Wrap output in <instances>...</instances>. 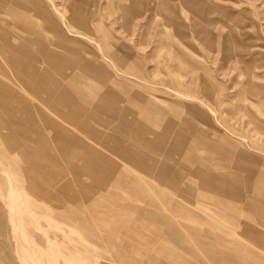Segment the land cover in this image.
<instances>
[{"label":"rangeland","instance_id":"obj_1","mask_svg":"<svg viewBox=\"0 0 264 264\" xmlns=\"http://www.w3.org/2000/svg\"><path fill=\"white\" fill-rule=\"evenodd\" d=\"M0 1L6 7L14 2ZM87 1L43 3L105 57L121 84L113 107L92 105L84 99L89 89L43 64L78 108L107 112L101 121L90 117L107 136L85 135L89 127L78 117L63 122L70 135L58 134L52 124L72 106L55 103L44 115L46 93L55 87H35L33 80L44 75L22 69L0 48V264H264V245L244 231L264 235L263 220L249 204L234 210L237 197H213L221 184L202 180L213 177L234 188L248 177L253 190L251 173L264 175V0H163L171 8L160 6L148 22L135 15L131 24L122 18L119 0H101L96 11L115 61L68 21L73 7L87 10ZM142 3L146 10L149 0ZM11 16L0 17L6 43L38 53L40 40L30 32L33 43L22 44ZM44 20L33 19L38 31L48 28ZM17 98L27 102L32 119ZM137 122L144 133L132 130ZM80 138L91 150L84 158L91 172L63 152ZM164 140L173 146L159 151ZM144 157L159 164L146 167Z\"/></svg>","mask_w":264,"mask_h":264},{"label":"bare ground","instance_id":"obj_2","mask_svg":"<svg viewBox=\"0 0 264 264\" xmlns=\"http://www.w3.org/2000/svg\"><path fill=\"white\" fill-rule=\"evenodd\" d=\"M101 0H90L87 1V5L89 6L87 10L73 7V11L68 17L69 23H72V26L74 27L75 31L79 35H86L88 37H91L98 41L100 43V46L103 48L105 46L108 50L107 55L112 60H116V51L113 49V46L109 42V32L106 29V25L103 22V15L98 14L96 9L98 6H100ZM122 5V12L121 15L123 19L128 20L132 23L133 18L135 15H138L139 17H142L146 22L150 21L154 15L156 10L162 6V5H168L163 2V0H149L148 8L145 10L143 7L142 0H119ZM185 0H182L184 2ZM128 2H131L132 5L128 4ZM66 5V4H65ZM171 8V7H170ZM8 11L13 14L12 19L14 20V31L17 33H21L23 36H21L22 44H25L29 41H31L33 38L31 35L35 38L37 37L40 40V46L37 50L38 53H33L31 55L22 53L18 50V46H13L12 44L6 43V39L4 38L6 35L5 28H0V48L4 53L7 55V58L12 60L14 63H16L19 67H21L24 70H27L29 73L34 74H41L44 75L41 78H36L33 80L35 87L40 85V87H55L54 92L48 91L46 93V104L48 105L45 107L46 111H44V115H47L49 112L52 111V106H54L55 103H66L72 106V112L70 111H62L60 116L59 122H54L52 124V127L59 129L60 133L62 135H70L71 132L64 126L63 122H70L69 120H74L76 117L84 124H86L89 127V132L87 134H98L99 136H107V134L102 131L98 126H96L90 117H95L97 121H101L105 116L107 112H102L101 109L97 111H89L85 108H78L76 105V98L74 96H70L67 92L66 87L64 86V82L55 79L52 77V71L49 67L44 66L43 63H46V65H51L52 69H55L62 79L67 81V83H71L73 86L89 89L91 92L88 95H84V99L86 101H89L92 103V105L97 107L99 106L104 107L105 109H110L113 107L116 99L119 96V93H117L115 87L121 85L119 82V79L115 74L110 70L108 67V63L104 56L99 55L97 52H95L94 48H92L89 44L85 43L83 39H80L81 37L78 35H73L69 29H66L65 26H63L62 22H59L55 20L50 12L47 10L46 6L43 3V0H14L9 7L5 6V3L3 1H0V17L2 15L8 14ZM175 13V12H174ZM173 15V13H172ZM35 17L38 19L40 17L44 18L45 23L48 24V28L44 27L45 29H41L38 31L36 28V24L33 21ZM4 18V17H2ZM1 20V19H0ZM4 22V21H2ZM13 22H11L12 24ZM70 23V24H71ZM6 25V24H5ZM20 29H23L24 27L29 28L30 31H20ZM18 30V31H17ZM97 30L98 36L97 39L94 38L93 34L94 31ZM28 33L29 36H26ZM50 33L53 34V36H50ZM84 38V37H83ZM33 43V41H31ZM26 45V44H25ZM39 53L43 55L44 60H40ZM30 59L28 61V59ZM69 64V65H68ZM70 64H72L71 67ZM68 65V66H67ZM124 70V69H123ZM126 71V70H124ZM130 73V72H129ZM131 75L137 77L138 79L144 80L145 78L139 74L130 73ZM34 76V75H33ZM94 83V84H93ZM3 83L0 81V90L2 89ZM82 86V87H81ZM44 87V88H45ZM43 89V88H42ZM4 92V91H1ZM158 99V98H157ZM160 100V99H159ZM17 101L20 106L25 107V114L26 116H29V119L33 118V115L31 111L29 110L27 106V102L22 98H17ZM162 103V102H159ZM103 105V106H102ZM159 106V105H157ZM155 107L157 110L155 111L158 115H163L162 108ZM3 115V113H0V117ZM105 115V116H104ZM52 116V115H51ZM165 116V115H164ZM159 124L161 125V118L158 119ZM158 122V121H157ZM137 128L132 130H139L144 133L145 126L144 124L141 125V123L137 122ZM6 124L2 125V129L5 132L9 133V130ZM160 129V128H159ZM36 131V130H35ZM34 131V132H35ZM38 131V130H37ZM77 131V130H76ZM79 132H82L81 129H79ZM76 134L75 132H73ZM125 134V133H124ZM154 135L156 133H153ZM35 135V134H33ZM126 135V134H125ZM160 136L159 133L156 134V137ZM170 135L169 137H171ZM41 138V137H39ZM28 139V138H27ZM14 147L18 146L19 143H12ZM25 145V144H24ZM47 146V145H45ZM63 152H65V155L70 161H73L75 164H83L85 171H92L93 167L88 166L91 165V163H87L84 160V158L89 155V147L86 144V140L80 138L78 141L73 143V145H64ZM173 146L170 141L164 140V142L159 143V147L157 148L159 151H162L163 149H167L169 147ZM124 152L129 155V157L133 158L135 156L131 151V149L121 146ZM46 147H43L42 152H45ZM89 150V151H88ZM249 158V161L256 163L259 162V158L253 154H248L244 151ZM136 154V153H135ZM240 157L243 155L240 153ZM135 158V157H134ZM245 158V157H242ZM51 162L53 160H50ZM146 165H145V162ZM143 165L146 167H153L154 164H159V159L153 158L148 159L144 157ZM88 166V167H86ZM78 168V167H77ZM251 182L255 183V189L251 190L250 187H252L248 182V177H246L243 180L238 181V185L234 188H232L230 185L223 184V182L219 183L217 178H203L204 184H208V186H214V185H220V189L213 192V197H220L224 201L234 199L235 197L238 198V200H235L236 206H234V210L243 212L240 205L242 204L243 207L246 203L249 204L248 210L252 212V214H255L256 216H259L264 222V175L262 174H252ZM166 180H168V177H165ZM222 179V178H220ZM15 191V190H14ZM243 191V192H242ZM16 192V191H15ZM239 192H242V194H238ZM238 194V195H237ZM15 195H17L15 193ZM18 200L22 202L20 197H17ZM16 200V199H15ZM15 201L16 202H18ZM17 209V208H16ZM19 210V209H18ZM262 222V224H263ZM261 224V223H260ZM245 232L249 233L251 236H255L259 242V244L264 245V235L257 233L252 228L244 230ZM240 235L236 233V236Z\"/></svg>","mask_w":264,"mask_h":264}]
</instances>
